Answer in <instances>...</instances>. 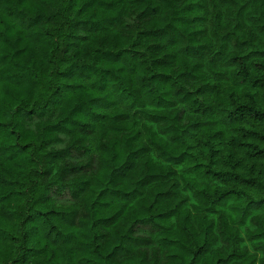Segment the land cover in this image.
Wrapping results in <instances>:
<instances>
[{"label":"clouds","instance_id":"clouds-1","mask_svg":"<svg viewBox=\"0 0 264 264\" xmlns=\"http://www.w3.org/2000/svg\"><path fill=\"white\" fill-rule=\"evenodd\" d=\"M0 264H264V0H0Z\"/></svg>","mask_w":264,"mask_h":264}]
</instances>
